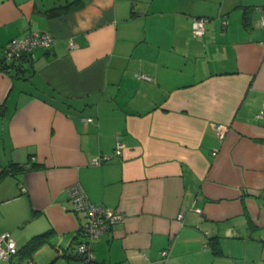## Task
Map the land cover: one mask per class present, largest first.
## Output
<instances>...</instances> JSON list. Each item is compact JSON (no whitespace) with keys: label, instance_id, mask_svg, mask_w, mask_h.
Wrapping results in <instances>:
<instances>
[{"label":"crops","instance_id":"0c3cea01","mask_svg":"<svg viewBox=\"0 0 264 264\" xmlns=\"http://www.w3.org/2000/svg\"><path fill=\"white\" fill-rule=\"evenodd\" d=\"M262 15L264 0H0V61L12 38L53 36L0 66V233L20 248L0 264L36 236V264H85L74 183L125 213L94 264H264Z\"/></svg>","mask_w":264,"mask_h":264},{"label":"built area","instance_id":"2783aa9c","mask_svg":"<svg viewBox=\"0 0 264 264\" xmlns=\"http://www.w3.org/2000/svg\"><path fill=\"white\" fill-rule=\"evenodd\" d=\"M204 17H196L192 21V32L194 35L201 36L204 33ZM264 22V15H262ZM53 43V36L49 32L31 33L21 38H12L2 47V60L13 62L17 66L18 60L31 52L35 47L49 48ZM73 43L70 41V45ZM17 61V62H16ZM143 78L148 79L146 76ZM264 115V105H262L258 117ZM216 134L221 139L227 130L226 125H214ZM123 143L118 142L115 153L120 154ZM216 153V150L212 152ZM109 156L100 157L93 160L99 163L101 160H108ZM68 200L74 211L85 213L86 220L80 228L81 238L77 243L76 252L80 255L85 264H94V255L92 252V243L102 234L106 233L112 227L119 225L125 220V213L118 209L103 207L91 202L78 183H74L66 189ZM185 211L181 210L177 217L181 220ZM20 248L9 232L0 233V259L9 260L13 255L19 252ZM166 254V251H162ZM20 264H36L33 254L27 255Z\"/></svg>","mask_w":264,"mask_h":264},{"label":"trees","instance_id":"16d2710c","mask_svg":"<svg viewBox=\"0 0 264 264\" xmlns=\"http://www.w3.org/2000/svg\"><path fill=\"white\" fill-rule=\"evenodd\" d=\"M5 65H7V63H5V61H0V66L1 67H4ZM14 63H10L9 67H14ZM37 164L35 163H32L29 167H36ZM24 169H26L25 165L24 164H18V163H10L9 166L5 169L6 171H10V172H18V171H23ZM37 241V236L35 238H33L29 243L28 245H26L25 247H23V249L28 253L30 254V250L33 248L34 244L36 243ZM21 249V251L23 250ZM20 251V252H21ZM24 251V252H25Z\"/></svg>","mask_w":264,"mask_h":264},{"label":"water","instance_id":"95a60500","mask_svg":"<svg viewBox=\"0 0 264 264\" xmlns=\"http://www.w3.org/2000/svg\"><path fill=\"white\" fill-rule=\"evenodd\" d=\"M17 66H18V65H17ZM21 71H23V72H24V70H22V69H21Z\"/></svg>","mask_w":264,"mask_h":264}]
</instances>
